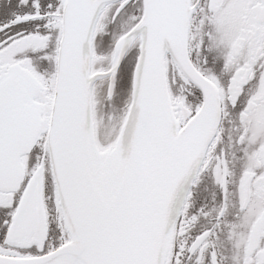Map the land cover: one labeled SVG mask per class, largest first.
Wrapping results in <instances>:
<instances>
[{
	"label": "snow or ice",
	"instance_id": "6c2138e0",
	"mask_svg": "<svg viewBox=\"0 0 264 264\" xmlns=\"http://www.w3.org/2000/svg\"><path fill=\"white\" fill-rule=\"evenodd\" d=\"M0 264H264V0H0Z\"/></svg>",
	"mask_w": 264,
	"mask_h": 264
}]
</instances>
